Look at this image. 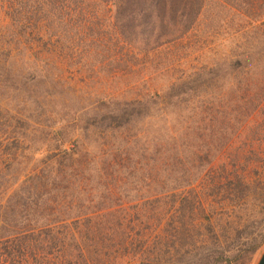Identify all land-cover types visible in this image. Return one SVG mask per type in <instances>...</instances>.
Instances as JSON below:
<instances>
[{"label": "trees", "instance_id": "1", "mask_svg": "<svg viewBox=\"0 0 264 264\" xmlns=\"http://www.w3.org/2000/svg\"><path fill=\"white\" fill-rule=\"evenodd\" d=\"M90 1L113 5L121 53L133 59L185 40H195L186 53H198L204 15L214 23L220 10L250 19L254 33L243 34L242 44L225 50L209 72L192 69L159 93L125 103L130 111L106 112L104 121L123 119L110 126L122 135L135 115L156 125L151 167L144 166L149 172H131L141 185L137 193L145 189L150 196H124L133 181L127 172H74L84 171L75 166L78 140L71 143L60 128L54 155L70 165L13 182L16 188L6 191L0 264H210L186 262L188 248L206 234L219 242L217 233L233 226L249 198L264 201V7L253 0L240 6L235 0H0L6 21L0 52L31 33L58 41L56 28L71 16L78 18L77 32L86 30L79 5ZM148 107L155 115L144 112ZM75 133L83 135L80 128L69 132ZM94 185L104 196L86 191ZM92 201L96 208L89 212ZM224 217L234 220L226 224ZM263 243L264 235L245 243L248 261Z\"/></svg>", "mask_w": 264, "mask_h": 264}, {"label": "rangeland", "instance_id": "2", "mask_svg": "<svg viewBox=\"0 0 264 264\" xmlns=\"http://www.w3.org/2000/svg\"><path fill=\"white\" fill-rule=\"evenodd\" d=\"M253 1L264 7V0ZM242 2L235 0L234 4L240 6ZM79 6L85 14L79 17L86 30L77 32L78 18L71 16L56 28L58 41L54 37L50 41L47 35L38 39L31 33L26 39L11 40V50L0 52V206L8 198L6 191L16 188L13 182L26 181L43 170L65 172L70 161L54 155L62 140L56 134L60 128L71 143L78 140L80 158L75 166L84 171L74 172H127L130 177L131 172H149L144 166L151 167L156 125L150 118L135 115L124 125L129 129L122 135V131L111 132L110 126L113 129L124 124L123 119L104 121L106 112L130 111L125 103L159 93L192 69L206 68L209 72L225 50L229 53L242 44L243 34L249 31L250 39L254 33L250 19L239 20L232 14L227 18V13L220 10L222 20L214 23L210 21L212 15H204L198 53L187 54L195 40H185L133 59L121 53L125 50L114 27L112 4L90 1ZM0 21L1 33L6 21L1 17ZM258 29L262 31L263 26ZM144 112L155 115L149 107ZM253 121L260 118L254 117ZM74 128H80L83 135L75 133L71 137L69 132ZM131 179L124 189L126 198L150 196L145 189L137 193L141 185L136 178ZM96 188L89 186L86 191L104 196V190ZM247 202L242 206V216L235 220L224 217L223 223L234 222L217 233L219 242L206 234L202 244L188 248L185 261L202 258L210 264H255L264 243L250 261L245 243L264 235V201L258 197ZM96 203L91 202L89 212Z\"/></svg>", "mask_w": 264, "mask_h": 264}, {"label": "crops", "instance_id": "3", "mask_svg": "<svg viewBox=\"0 0 264 264\" xmlns=\"http://www.w3.org/2000/svg\"><path fill=\"white\" fill-rule=\"evenodd\" d=\"M255 264H264V246L260 250L257 259L255 261Z\"/></svg>", "mask_w": 264, "mask_h": 264}]
</instances>
